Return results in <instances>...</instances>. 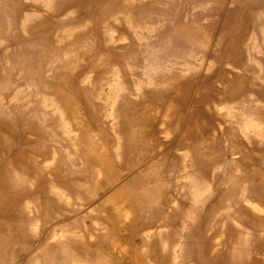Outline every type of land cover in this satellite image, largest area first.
Wrapping results in <instances>:
<instances>
[{
  "label": "rangeland",
  "instance_id": "374dc122",
  "mask_svg": "<svg viewBox=\"0 0 264 264\" xmlns=\"http://www.w3.org/2000/svg\"><path fill=\"white\" fill-rule=\"evenodd\" d=\"M0 264H264V0H0Z\"/></svg>",
  "mask_w": 264,
  "mask_h": 264
}]
</instances>
